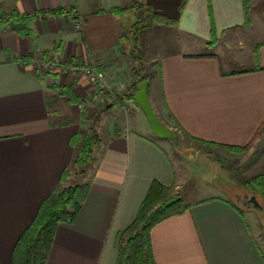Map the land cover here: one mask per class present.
I'll use <instances>...</instances> for the list:
<instances>
[{
  "label": "crops",
  "instance_id": "1",
  "mask_svg": "<svg viewBox=\"0 0 264 264\" xmlns=\"http://www.w3.org/2000/svg\"><path fill=\"white\" fill-rule=\"evenodd\" d=\"M249 2L246 26L242 0H0V264H12L16 244L65 171L64 186L70 185L91 128L100 142L75 182L89 187L86 200L74 223L58 225L47 264H117V238L154 182L173 188L189 207L152 228L155 264H264L260 233L249 222L253 212L239 209L224 190L199 198L190 193L188 171L174 159L170 141L152 132L134 101L124 98L93 119L90 111L107 101L105 93L125 94L107 89L95 98L82 72L42 67L46 59H63L120 78L132 46L123 41L139 14L134 6L151 7L176 22L140 34L158 118L218 149L261 146L264 0ZM67 10L77 13L81 30ZM12 14L29 23L3 20ZM212 41L217 45L209 48ZM259 161L252 166L264 174Z\"/></svg>",
  "mask_w": 264,
  "mask_h": 264
},
{
  "label": "trees",
  "instance_id": "2",
  "mask_svg": "<svg viewBox=\"0 0 264 264\" xmlns=\"http://www.w3.org/2000/svg\"><path fill=\"white\" fill-rule=\"evenodd\" d=\"M242 2L246 17L245 24L247 25L249 24L251 6L249 0H242ZM134 7L139 14L128 33V37L132 39L133 44V51L130 53V57L135 65L140 66L134 69L133 84L127 90V94L123 95L122 98L113 96L108 92L105 93V98L110 103L108 109L119 106L124 98L133 101L135 93L137 92V86L145 80H150V76L143 72L144 55L140 48L141 32L154 25H176L175 21L154 12L151 7L147 6L145 9H143V5ZM112 12L119 14L122 10L114 9ZM3 20L15 23H29V19L16 14L4 17ZM214 42L212 41L211 44ZM189 138L204 145L218 146L213 143ZM99 142V135L91 128L90 132L84 137L80 153L76 158V165L80 168L79 175L84 174L82 167L93 160L94 150ZM222 148L235 153H242L248 149L247 147L239 148L229 146H222ZM68 178L69 174L65 171L61 178V185L41 204L35 220L22 234L16 244L12 264H47L58 225L62 223L72 224L75 222L86 200L89 187L74 183L64 186ZM252 187L258 189L264 198V176L254 178ZM188 209L189 207L185 204L182 197L175 193L173 188H167L154 182L141 205L137 218L117 238V264H155L150 238L152 228L172 216L183 214Z\"/></svg>",
  "mask_w": 264,
  "mask_h": 264
},
{
  "label": "rangeland",
  "instance_id": "3",
  "mask_svg": "<svg viewBox=\"0 0 264 264\" xmlns=\"http://www.w3.org/2000/svg\"><path fill=\"white\" fill-rule=\"evenodd\" d=\"M72 12L75 11L71 10L68 16H73L74 14L77 15V13ZM262 18L264 19V17ZM248 25L249 24H247L246 26ZM128 40L124 39L123 42H130V45H133L132 39L130 37H128ZM216 45L217 41L209 45V48H212ZM242 45L243 43L241 44V46ZM132 51L133 49L131 46L128 51L129 53L126 54V57H129V61L126 60L123 63L121 67L122 73L120 78L115 79L113 74L102 71L106 74L109 89L114 92L127 94L129 85L133 84L134 69L137 67L139 68L140 65H135L132 62L130 57V53ZM46 61H51V59H46ZM61 61L64 60L61 59ZM147 65L148 64L146 63L144 58V74L146 73L145 67H148ZM146 74H150V72ZM105 104L108 105L110 103H108V100H105L104 102H100L98 105L93 106L92 110L90 111L91 117L93 119L109 114L106 112L109 111V106L105 107ZM99 108H103V110L106 112L105 115L104 112H99L97 110ZM124 109L127 110L128 107ZM83 110L85 109L83 108ZM84 115L87 116L86 110L84 111ZM169 129L175 132L180 138L181 147L179 149H176L173 143L170 142L171 153L174 156V159L176 158L177 160H179L178 162L182 163L184 172L188 171V173L185 174V181L187 182L186 189L189 190L192 194H197L198 198L210 197L213 194H218L221 192V190H224L227 194V197H229V199L233 203H235L239 209H250L253 213L249 216V222L251 223L252 229L260 233L258 240L261 248L264 251V198L262 197L258 189L252 187V181L254 178L264 176V174H261L259 170L254 167L256 165L252 166L253 164H255L257 159L260 160L259 162H264V145L260 146L257 142L255 145H252L250 148H248L245 152L235 153L225 148L218 149L215 147H209L201 143H197L190 140L188 137H185L174 127H169ZM207 153L210 154V156H208L210 157L212 162H210L206 158ZM253 156L255 157V160ZM88 164L82 167L84 174ZM251 166L252 168H250ZM247 169L250 170L247 171ZM79 170L80 168L77 167L75 159L70 169V177L74 180H71V183L76 184L80 176H82L78 174ZM245 196H247L246 199ZM252 197H255L258 203L262 206V210L254 209L253 205L247 202V200L251 199Z\"/></svg>",
  "mask_w": 264,
  "mask_h": 264
},
{
  "label": "water",
  "instance_id": "4",
  "mask_svg": "<svg viewBox=\"0 0 264 264\" xmlns=\"http://www.w3.org/2000/svg\"><path fill=\"white\" fill-rule=\"evenodd\" d=\"M149 85V80L141 82L137 86V92L135 93L133 101L147 118L148 122L150 123L152 132L157 137L170 141L171 143H173L176 149H179L181 147L179 136L162 123L151 105L148 96ZM249 203L253 205L254 209L262 210V206L258 203L255 197H252Z\"/></svg>",
  "mask_w": 264,
  "mask_h": 264
},
{
  "label": "built area",
  "instance_id": "5",
  "mask_svg": "<svg viewBox=\"0 0 264 264\" xmlns=\"http://www.w3.org/2000/svg\"><path fill=\"white\" fill-rule=\"evenodd\" d=\"M71 10H67L64 12V14L66 16H68V14L70 13ZM75 13V12H72ZM52 16L51 14H38L35 16V18L38 19H42V18H47ZM72 17V19L75 22V28L77 30H81L82 29V23L79 21V17L78 15H73L70 16ZM42 67L45 69H53V68H59L63 71H68V72H82L90 81V83L93 85L94 87V97L97 98L99 95H101L103 92H105L107 89H109V85L107 82V77L106 74L93 68V67H89V66H85V65H80L78 63L75 62H71V61H61L59 59L56 60H51V61H43L42 62ZM81 108L84 107V104L82 103L80 105Z\"/></svg>",
  "mask_w": 264,
  "mask_h": 264
},
{
  "label": "flooded vegetation",
  "instance_id": "6",
  "mask_svg": "<svg viewBox=\"0 0 264 264\" xmlns=\"http://www.w3.org/2000/svg\"><path fill=\"white\" fill-rule=\"evenodd\" d=\"M247 198V196H245V199ZM247 202L249 203L250 202V199L249 200H247Z\"/></svg>",
  "mask_w": 264,
  "mask_h": 264
}]
</instances>
